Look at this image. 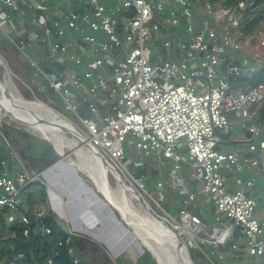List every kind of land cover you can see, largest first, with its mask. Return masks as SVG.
<instances>
[{
  "label": "built area",
  "instance_id": "1",
  "mask_svg": "<svg viewBox=\"0 0 264 264\" xmlns=\"http://www.w3.org/2000/svg\"><path fill=\"white\" fill-rule=\"evenodd\" d=\"M102 1L0 0V37L29 66V90L71 116L190 254L264 264V83L247 82L264 70V19L243 30L255 0ZM35 182L43 173L0 130V213L22 229L5 240L52 233L33 229L46 216L24 196ZM164 190L178 196V219L161 206ZM0 264L28 262L13 244Z\"/></svg>",
  "mask_w": 264,
  "mask_h": 264
},
{
  "label": "trees",
  "instance_id": "2",
  "mask_svg": "<svg viewBox=\"0 0 264 264\" xmlns=\"http://www.w3.org/2000/svg\"><path fill=\"white\" fill-rule=\"evenodd\" d=\"M241 1L249 2L252 0H226V6L229 8L235 7ZM263 3L264 0H255V10L252 11L254 18L243 28L245 33H252L264 19ZM27 71L31 75L29 66ZM28 78L30 80L29 76ZM247 80L251 84L264 83V70L255 74L252 79ZM26 96L31 98L29 93ZM4 130L18 147L29 171L41 174L60 160L59 154L50 142L41 140L28 132L14 131L7 125H5ZM24 196L31 210L45 211L46 213L45 218L39 222L35 218L32 219L33 229H36L38 223H44L51 228L52 233L41 237L33 233L32 239L28 242L20 241L16 243L11 239L5 240L4 237L14 231L20 236L22 229L18 225L9 226L4 215L0 213V256L15 244L18 252L25 253L28 264H45L48 258H52L54 264H158L148 251H145L135 263L125 255L114 260L108 254L106 248L92 238L82 234L72 235L67 233L54 218L48 205L47 188L41 182L30 185L24 191Z\"/></svg>",
  "mask_w": 264,
  "mask_h": 264
},
{
  "label": "bare ground",
  "instance_id": "3",
  "mask_svg": "<svg viewBox=\"0 0 264 264\" xmlns=\"http://www.w3.org/2000/svg\"><path fill=\"white\" fill-rule=\"evenodd\" d=\"M3 86L14 95L18 102L10 101L0 94V103L6 104V107L29 122L28 124L22 123L21 125L26 126L31 132L49 139L63 158H66V151L68 149H74L68 144L66 139L69 138L74 141L80 148L79 150L74 149L79 160L75 161L67 158L66 161H61L57 167L76 166L83 170L97 186V190L103 193L120 211L122 217L130 225L136 239L138 238L141 242L140 245L150 251L158 264H193L189 259L188 249L180 243L178 235L167 227L162 220L154 217L153 213H151L153 208L149 209L146 204L144 206L143 199L133 186L130 184L126 185L121 179V175L123 174L120 172L118 174L115 171L107 169L87 146L84 147V144L80 143L81 139L78 140L77 138L79 135L78 132L73 129L71 124L60 113L54 109V111L51 110L49 107L47 108L40 101L36 103L26 101L15 95L5 83ZM9 115L13 116L12 113H9ZM84 154L92 160L91 165L84 163ZM112 181L116 186L113 185ZM129 193L141 201L143 204L142 209L144 211L146 209L147 213L153 215V220L152 217H148L146 214L145 216L142 215L130 198ZM131 248L133 247L131 246ZM138 252H141V250Z\"/></svg>",
  "mask_w": 264,
  "mask_h": 264
},
{
  "label": "crops",
  "instance_id": "4",
  "mask_svg": "<svg viewBox=\"0 0 264 264\" xmlns=\"http://www.w3.org/2000/svg\"><path fill=\"white\" fill-rule=\"evenodd\" d=\"M232 145L243 146L237 142ZM60 162L43 172L48 205L56 221L67 233L86 235L103 245L114 260L127 255L135 263L144 250L134 234L76 169L57 167Z\"/></svg>",
  "mask_w": 264,
  "mask_h": 264
},
{
  "label": "rangeland",
  "instance_id": "5",
  "mask_svg": "<svg viewBox=\"0 0 264 264\" xmlns=\"http://www.w3.org/2000/svg\"><path fill=\"white\" fill-rule=\"evenodd\" d=\"M105 2H106L105 0L102 1V3H105ZM27 67L28 66L25 65V63H23L21 56L18 55L16 52L11 51L7 47L5 39L3 37L2 38L0 37V83L2 85H4V83H5L14 92L15 95L23 98L24 100L29 101V102H34V103L40 101V102L44 103L47 106V108L49 107L51 110L54 109L56 112L64 115L65 117H67V119H69V121L74 122V120L71 118L70 115H68L64 111L60 110L59 108L55 107V105L53 104V102L51 101V99L48 98L44 93L38 91L37 88H35L33 92H31L29 90L28 85H30L31 82H30V80L28 78L29 73L27 71ZM27 93H29L31 95V98H28L26 96ZM5 105L0 103V115L2 116L1 117V120L4 121V122H7L10 126H12V127H10L11 129H13L14 131H24V132H28L31 135H34V136L38 137L41 140H45V139H43V137L41 135L36 134V133H33L30 130H28V128L26 126L21 125L22 123H27L28 124L29 122L27 120H25L24 118L20 117L18 114H16L14 111H12L11 109H9ZM9 113H12L13 116H10ZM33 124H35V123H33ZM35 125H37V124H35ZM4 127H5V125L3 123H1V121H0V130H2L5 133V135L10 140H12V138H10L11 136H9L5 132ZM78 127H80V126H78ZM243 137H244V131H243L242 127H241V124L237 121V122H235V126H234L233 130L231 131L230 138L232 140H235V141H240ZM66 141L75 150H77V149L79 150L80 149L74 143V141L72 139H69L68 138V139H66ZM230 148H231V146H230ZM74 149H70V150L68 149L66 151L67 152L66 155H67V158H71V159H73L75 161H78L79 159H78V157H77L76 152H75ZM83 160H84V163L85 164H88V165L90 163L92 164V160L86 154H84V159ZM79 173H80L81 177L101 197H103L102 194L99 192V190H97L98 188L94 184V182L92 181V179L85 172H79ZM123 177L125 178V180H127L126 181V183H127L126 185L130 184V185L133 186V184L130 183V181L124 175H123ZM112 183H113L114 186H116L113 181H112ZM45 185H46V188L48 189V183H46ZM133 188H134V186H133ZM150 190H152L153 192H155L153 188L150 189ZM169 191L168 190H164V192H165V194L167 196V200L164 203H161V206L164 209L166 208V209L170 210L173 213V215H175L176 218L178 219L179 218V215L177 214V211H176L177 210V207L176 206H177V203H178V201H177L178 200V196L173 191H171V190H169ZM141 198H142V196H141ZM170 200H172V201H170ZM133 202L137 206L138 210L141 212V208H140L139 201L138 200H133ZM146 202L148 204H150L153 209L156 210V213L157 214L162 215V210L158 207V205H156L153 201L150 202L148 199H146ZM142 207H143V204H142ZM143 211H144V209H143ZM143 213H145L146 216H148V217H152V220H153V215L147 213L146 209H145V211ZM201 218L206 223H209V222H207V217L205 215H203V217H201ZM129 230L131 231L130 228H129ZM138 241H139V239H138ZM139 243H141V242L139 241ZM142 249L145 251V249L143 247H142ZM125 256L127 257V255H125ZM203 256H204L203 253L199 249L195 248V249H192L191 250V257H192V260L194 261V264H207V260Z\"/></svg>",
  "mask_w": 264,
  "mask_h": 264
},
{
  "label": "water",
  "instance_id": "6",
  "mask_svg": "<svg viewBox=\"0 0 264 264\" xmlns=\"http://www.w3.org/2000/svg\"><path fill=\"white\" fill-rule=\"evenodd\" d=\"M0 94L3 96V97H5L6 99H8V100H10V101H13V102H18L16 99H15V97H14V95L5 87V86H3L1 83H0ZM65 120H67L69 123H70V121H69V119H67V117H65L64 115H62V114H60ZM1 115H0V121H1V123H3L4 125H7V126H9V127H12V126H10L7 122H4V121H2L1 120ZM71 124V123H70ZM71 126H72V124H71ZM73 127V126H72ZM73 129L75 130V131H77L76 130V128H74L73 127ZM78 132V131H77ZM78 140H80L81 139V144H84V147H88L89 149H90V151H92L93 153H94V155L101 161V163H102V165L103 166H105V167H107L110 171H115L116 173H118L119 174V171L114 167V166H112V164L102 155V153L91 143V142H88L84 137H82L81 136V134L78 132ZM43 139H45L46 141H48V142H50L51 144H52V142L49 140V139H47V138H44L43 137ZM18 143V142H17ZM52 146H53V148L55 149V151L59 154V152L57 151V149L54 147V145L52 144ZM82 148V147H81ZM59 156H60V160L59 161H66L67 160V156H66V158H63V156L62 155H60L59 154ZM58 161V162H59ZM57 162V163H58ZM55 165V164H54ZM53 165V166H54ZM53 166H51V167H53ZM50 167V168H51ZM74 169H76L78 172H83V170H81L79 167H76V166H72ZM49 169V168H48ZM121 175V174H120ZM121 179L123 180V182L125 183V184H127L126 183V180H125V178L123 177V175H121ZM102 194V196L104 197V199L112 206V208L119 214V216H120V218L125 222V224L127 225V227H129L130 229H131V227H130V225L128 224V222L122 217V215H121V213H120V211L104 196V194L103 193H101ZM130 194V198L132 199V200H138L139 201V199H137L134 195H132L131 193H129ZM139 203H140V208H141V213H142V215H144L145 216V213H143L144 211H143V209H142V203H141V201H139ZM144 206H145V203H144ZM151 213H153V215H154V217L155 218H158L159 220H161V218L154 212V211H152ZM167 227H168V225L165 223V222H163ZM170 228V227H169ZM131 231H132V229H131ZM136 237V236H135ZM178 240L180 241V243L182 244V245H184V242L182 241V239L180 238V237H178ZM145 249V251H148L149 253H150V251L148 250V249H146V248H144ZM144 251V252H145ZM187 252H188V256H189V259H190V261H191V263H193L194 264V261L192 260V257H191V254H190V252H189V250H187ZM150 255H151V253H150ZM152 256V258L154 259V257H153V255H151ZM155 260V259H154Z\"/></svg>",
  "mask_w": 264,
  "mask_h": 264
}]
</instances>
